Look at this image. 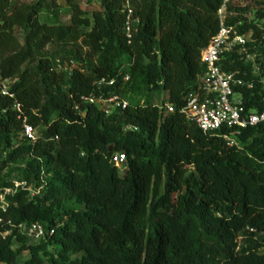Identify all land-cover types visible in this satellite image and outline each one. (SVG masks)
Listing matches in <instances>:
<instances>
[{
  "label": "trees",
  "instance_id": "1",
  "mask_svg": "<svg viewBox=\"0 0 264 264\" xmlns=\"http://www.w3.org/2000/svg\"><path fill=\"white\" fill-rule=\"evenodd\" d=\"M64 3L67 24L55 0H0V195L13 171L39 189L3 198L0 264L23 252L22 264H264L244 232L264 235V123L233 133L235 148L178 114L222 0H128L129 38L124 0H98L89 15ZM226 14L250 32L264 77V0H230ZM219 64L251 84L233 92L260 112L264 85L250 66L235 54ZM153 91L164 94L158 105ZM110 97L125 106L107 116L83 101ZM23 125L33 142L20 140ZM35 222L53 232L30 243L17 227Z\"/></svg>",
  "mask_w": 264,
  "mask_h": 264
},
{
  "label": "built area",
  "instance_id": "2",
  "mask_svg": "<svg viewBox=\"0 0 264 264\" xmlns=\"http://www.w3.org/2000/svg\"><path fill=\"white\" fill-rule=\"evenodd\" d=\"M125 23L124 34L129 38L130 32L135 24L131 18V10L128 8V0H124ZM230 0H222L220 8L216 12L218 28L215 35L209 40L205 48L199 53V63L203 66V72L197 80V86L193 92L185 96L183 106L178 110V114L185 123L195 126L203 135L217 136L220 134L221 140L227 147H237L233 139V133L244 130L258 124L264 123V107L258 112H250L243 109L239 102V96L233 92L234 88L244 87L251 89L249 82L243 83L234 78V73H225L220 67V59L224 54H235L241 62L250 66V74L257 78L261 85H264V77H260L261 57L256 51L250 50L254 40L250 32L240 33L237 27L226 24V6ZM232 14H229L231 16ZM247 20L249 15L244 16ZM126 81V78L123 79ZM1 95L5 91L1 90ZM264 100V99H263ZM84 102L93 104L105 116L113 110L123 109L125 103L117 97L108 99L90 100L83 99ZM166 114H172L173 108L169 105L164 106ZM23 142L31 143L34 141V133L26 125L22 126L21 139ZM114 167L119 168L124 163L122 155L116 154L110 158ZM18 191L27 192L28 198H32L39 193V190L32 186H27L24 182L10 180L9 186L0 195V209H3V198L11 196ZM17 232L28 242L35 243L43 240L52 234V230L45 231L43 224L33 223L28 226L20 225ZM244 232L251 236L252 241L258 244L255 254L264 257V235L255 232L253 229L245 228ZM241 236L236 235L234 243L235 251L241 241Z\"/></svg>",
  "mask_w": 264,
  "mask_h": 264
},
{
  "label": "rangeland",
  "instance_id": "3",
  "mask_svg": "<svg viewBox=\"0 0 264 264\" xmlns=\"http://www.w3.org/2000/svg\"><path fill=\"white\" fill-rule=\"evenodd\" d=\"M38 0H11V2L24 4V5H32ZM78 4L79 9L84 12L85 15H89V13L93 11H98V0H75ZM55 4L60 7L59 15H58V21L60 24H67L68 23V17L65 13V3L64 0H55ZM263 22H260V24H263ZM15 36L21 41L22 34L20 31H15ZM164 94L159 92H151V98L153 100L154 105H158L159 102L163 99ZM24 165L23 161H18L15 163H12L8 166V170H17L18 168H22ZM13 175L11 176V180L17 181L16 177V171H13ZM39 190V189H37ZM27 259V253L23 252L21 253L15 260V264H22Z\"/></svg>",
  "mask_w": 264,
  "mask_h": 264
}]
</instances>
